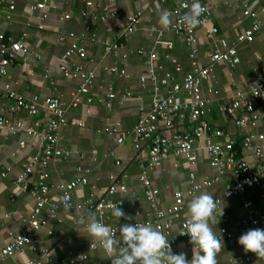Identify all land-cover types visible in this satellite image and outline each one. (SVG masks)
I'll list each match as a JSON object with an SVG mask.
<instances>
[{
	"label": "crops",
	"instance_id": "1",
	"mask_svg": "<svg viewBox=\"0 0 264 264\" xmlns=\"http://www.w3.org/2000/svg\"><path fill=\"white\" fill-rule=\"evenodd\" d=\"M14 2L11 22L6 18V9L0 10V34L23 39L29 46L30 58L26 63H13L5 80L26 98L33 95H39L41 98L55 96L69 102L72 92L82 79L78 75H66L60 69L61 64L71 66L75 62L82 63L85 70H95L96 77L91 86L93 101L87 104L84 99L76 107L68 109L69 124L60 131L59 146L70 151V155L67 158H52L47 178L50 185L49 196L52 199L61 194V184L82 173L78 167L90 169L87 175L88 183L72 193L70 207H62L57 218L50 219L46 226L35 231V241L32 244L24 246L0 264H15L26 260L39 264L60 262L65 257L81 251H87L92 262L110 264L111 259L101 258L104 255L101 246L89 249V245L98 240L89 235L85 225L79 223L81 218L87 219L90 215L99 220V215L91 208L96 197L90 196V192L94 190L97 194L106 193L112 183L110 175L125 172L127 176L123 178V182L127 191H118L113 198L122 200L119 207L131 219L118 220L109 210L106 212L105 224L119 228L123 224L152 219L155 213L144 197L143 185L139 179L141 157L148 156V149L144 148L141 157H137L138 153L133 147L131 137H126L123 143H118L117 136L104 131L103 127L118 123L120 131L132 129L142 111L150 109L156 96L167 95L173 83L181 82L183 76L192 69L193 62L204 66L212 49H227L237 35L250 27L255 19H262L264 3L261 0H200V3L211 5L209 26L217 27L218 31L208 37L205 27H197V40L190 47L183 35L174 33L169 27L163 28L158 22L160 11L173 8L174 0H115L112 3L109 0H101V4H111L117 12L115 17L107 21L95 19L89 14L83 15L82 11L86 7L80 0H48L45 6L41 5L42 0ZM244 3L248 4L255 15L245 13ZM32 5L36 7L31 11L29 8ZM139 10L142 11V18L136 30L122 35L128 16ZM44 15L46 17L42 18ZM41 24L43 28H39ZM87 26L91 29L90 33L85 32ZM70 33H74L76 37L68 36ZM61 34L66 35L63 42L58 41ZM88 35H94L107 43L115 41L119 48L106 52L102 43L92 41L90 37H86ZM75 39L81 41L85 47L86 58L81 59L76 54L63 57L69 43ZM192 49H196L194 59L190 57ZM237 49L235 66L217 63L210 77L203 81L193 95L206 100L210 108L206 119L224 130L225 135L218 140L222 143L233 140L240 151L241 141L247 130L239 127L235 119L223 113L220 107L231 101L236 90L248 91L255 85L264 63V26L256 33L252 42L240 43ZM152 51L157 55L154 79H148L143 86L140 77L146 71ZM36 54L39 58L35 57ZM178 64L180 70L177 69ZM111 66L119 70L124 69L127 75L121 76L118 72L104 69ZM45 72L48 73L47 77L44 76ZM166 73H171L174 79L164 84L161 79ZM110 85L118 94L109 104L106 89ZM126 92H130L131 96H124L123 93ZM186 96V92L182 90L176 94V99L182 101ZM12 103L13 100H5V105L0 106V114L16 118V114H12L8 109ZM258 107L264 111V99L259 101ZM44 116L42 112L40 117ZM20 117L30 120L23 111ZM159 124L163 129V124ZM195 125L187 118H176L169 130L192 131ZM252 132L264 134V121L253 127ZM22 139H26L24 147L19 146ZM254 143H261L264 148V141L255 139ZM40 150V143L33 138H26L24 133L13 134L0 129V247L22 230V218L32 211L34 201L31 195L16 186L14 181L23 170L24 164ZM110 151L115 155L105 156ZM240 155L252 164L258 162L256 155L251 151L241 149ZM4 171L5 176L1 174ZM191 173L196 175L198 181L218 174V170L210 164L207 151L200 141L197 142L192 160L182 155L170 156L150 172L153 184L159 189L158 199L162 208L168 209L173 205L177 191L187 192ZM32 178L34 182L38 179L36 174ZM233 181V173L226 170L212 185L202 187L194 195L185 194V211L182 216L188 212V204L194 196L207 192L214 198L223 197L224 190ZM245 200H251L254 208L264 212V175L259 185L247 188L242 194L224 198L217 207L215 222L211 223L213 232L219 239L222 228L233 233L230 238L220 239L222 247L216 257L218 264H240L234 262L239 256H250L253 264H264V259L252 252L245 253L243 246L238 243L240 236L250 230L247 226L245 233L241 231V228L247 225ZM49 230L53 233L49 234ZM173 232H176V227ZM188 241L189 238L180 237L176 251L177 254H186V259L191 260L193 245L188 246ZM118 247L117 245V250Z\"/></svg>",
	"mask_w": 264,
	"mask_h": 264
},
{
	"label": "built area",
	"instance_id": "2",
	"mask_svg": "<svg viewBox=\"0 0 264 264\" xmlns=\"http://www.w3.org/2000/svg\"><path fill=\"white\" fill-rule=\"evenodd\" d=\"M85 5L82 11L83 15H91L95 19L107 21L115 17L117 12L111 4H101V0H80ZM110 3L115 0H109ZM165 2L166 0H161ZM264 3V0H261ZM174 7L168 9L172 13V23L169 29L176 34L184 36L186 44L190 47L194 45L197 38L195 31L197 27H205L206 34L211 37L218 29L217 27H210L212 8L209 3H201L204 7V12L201 15L200 23L192 29H188L182 22L181 17L189 11L191 0H174ZM48 0H42L41 5L45 6ZM187 5V7H185ZM36 6H30L32 11ZM245 13L255 15L249 9L248 4L244 3ZM6 9V18L11 22L13 20V13L15 9L14 0H0V10ZM44 15L42 18H45ZM142 18V11H136L128 16L127 25L122 31V35H128L136 30L137 25ZM264 26V17L262 19H255L250 27L239 33L233 43L227 49L214 48L208 54L207 63L204 66H199L193 62L192 69L188 71L182 78L181 82H175L172 89L165 96H156L150 109L143 110L141 117L138 119L135 126L130 130L120 131L118 123L107 124L103 130L113 133L117 136V142L123 143L126 137H131L134 149L137 151V157H141V152L144 148L148 149V156L141 157V173L139 179L143 185V194L148 201L151 209L154 211V218L146 221H137L139 223H151L166 236L169 240L170 247L173 254H177L176 245L180 237H187L190 243L189 235H181L184 231V224L186 215L183 217L185 211V194L188 196L194 195L199 189L205 186H210L217 180L220 175L230 170L233 173L234 181L225 190L223 197H216L217 207L222 203L224 198L239 195L245 192L249 187L259 185L262 175H264V148L263 144H255L257 139L264 141V134H255L252 128L256 127L261 121H264V111L258 107L259 101L264 99V63L260 68L258 79L248 91L236 90L232 96L231 101L220 107L221 111L235 119L236 124L247 130L241 141V149L253 152L258 162L252 164L248 159L240 155V151L235 146V141L229 140L220 142L218 138L223 137L225 132L222 128L212 125L207 119L210 108L205 99L196 98L193 94L195 90L208 79L212 74L217 63H226L234 67L237 60L238 45L243 42H252L255 39L256 33ZM41 24L39 28H43ZM85 32L90 33L89 26L86 27ZM91 35V34H90ZM86 36L92 41L102 43L106 52L118 49L117 42L107 43L94 35ZM68 36L76 37L74 33ZM66 35H59L58 41H65ZM141 53L142 50H139ZM196 49H192L190 53L191 59L195 58ZM73 54L78 55L81 59L86 58V49L77 39L71 41L66 48L63 57L67 58ZM125 56V55H124ZM39 58V55H35ZM30 58V49L28 44L23 39H14L12 36H5L0 34V106L5 105V100H13L12 105L8 106L12 114H16V118L7 117L0 114V129L6 132L16 134L22 132L26 138H33L41 145V150L31 157V159L24 164L23 170L17 176L14 183L21 189L28 191L31 195L34 206L32 211L22 218V230L10 237L0 247V262L7 257L12 256L16 251L22 250L24 246L32 244L35 241V231L48 224L50 219L57 218L59 210L62 207H70L72 205V193L88 183L89 168L78 167L82 173L60 185L61 194L57 198H50V185L47 181L49 176V165L54 157L67 158L70 151L64 150L59 146L61 138V129L68 126V109L76 107L84 99L87 104L93 101V93L91 86L96 77L95 70H85L82 63H73L71 66L63 63L60 69L66 75H78L82 80L75 91L72 92L69 102L62 97H45L41 98L39 95H33L30 98L24 97L9 81L5 80L8 75L10 67L16 61L26 63ZM157 55L155 52H150L149 60L147 62L146 71L140 77L141 85L145 86L148 79H154V69ZM175 61V60H174ZM105 70L118 72L121 76H126L124 69H118L115 66L104 67ZM177 69L180 70L179 64ZM45 77L48 73L45 72ZM174 79L171 73L161 79V82L166 84ZM107 103L114 99L118 91L111 85L107 87ZM185 91L187 96L184 100L176 99V94L180 91ZM124 96H131L130 92L123 93ZM26 113L30 120L20 117L21 112ZM90 109H87L89 112ZM44 112L45 116L40 117ZM188 119L196 125L192 131L171 132L169 129L173 125L174 119ZM163 124V129L160 124ZM202 142V146L207 151L209 162L218 170L212 178H206L202 181L196 180L194 173L190 174V186L186 193L177 191L174 194V203L168 209H164L160 205L158 199L159 189L155 187L152 182L150 172L159 167L165 158L170 156L182 155L188 160H192L194 151L197 148V142ZM26 139L19 141V146L24 147ZM115 153L110 151L105 156H114ZM8 170V168H7ZM6 175V171L1 173ZM36 174L38 179L33 181V175ZM127 174L115 173L110 175L112 181L106 193L97 194L94 190L90 192V196L96 197L92 202L91 208L99 215V221L105 224L106 212L111 210L108 205L115 204L117 207L122 205V200H115L113 197L118 191L126 192L127 186L123 182ZM121 178V180H119ZM244 206L247 210L248 216L246 226L241 228L245 233L248 228L264 230V212L253 207L251 200H245ZM176 220L178 222H176ZM136 222L132 223L135 224ZM176 227V232L173 228ZM113 231L118 233V227H110ZM53 233L52 230L48 231ZM233 233L226 228H222L220 239L230 238ZM101 246L99 241H94L89 245V249H96ZM255 256H257L255 254ZM258 257V256H257ZM235 263L253 264L252 257L239 256L234 260ZM15 264H39L33 260H26L24 262H17ZM45 264H102L100 262H92L89 260V253L81 251L74 255L65 257L60 262H47ZM111 264V263H110Z\"/></svg>",
	"mask_w": 264,
	"mask_h": 264
},
{
	"label": "clouds",
	"instance_id": "3",
	"mask_svg": "<svg viewBox=\"0 0 264 264\" xmlns=\"http://www.w3.org/2000/svg\"><path fill=\"white\" fill-rule=\"evenodd\" d=\"M203 12L200 0H192L190 9L181 17V22L188 29L195 28L200 23L199 18ZM171 16L169 10H161L159 24L167 29L172 23ZM108 207L118 220L131 219L121 207L115 204H109ZM216 209V199L207 192L194 196L188 204L185 230L180 234L190 236V243L193 245L191 260H187L184 253L173 254L169 240L151 223L123 224L119 226V236L94 215L87 219L81 218L79 223L85 225L89 235L100 242L104 251L101 258L111 259V264H218L216 257L222 245L211 227V223L215 222ZM238 243L243 246L245 253L252 252L264 259V230H248L240 236Z\"/></svg>",
	"mask_w": 264,
	"mask_h": 264
}]
</instances>
